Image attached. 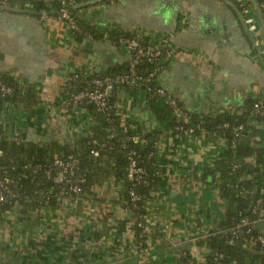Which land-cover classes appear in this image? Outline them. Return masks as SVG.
Listing matches in <instances>:
<instances>
[{"label":"crops","instance_id":"obj_1","mask_svg":"<svg viewBox=\"0 0 264 264\" xmlns=\"http://www.w3.org/2000/svg\"><path fill=\"white\" fill-rule=\"evenodd\" d=\"M71 1L72 8L82 5L76 11L93 37H77L57 19L58 0H10L0 10V76L18 92L15 101L2 105L1 139L49 148L74 147L89 138L99 128L94 112L67 105L64 87L75 71L99 75L128 62L130 54L114 42L117 34L132 33L153 49L177 50L156 83L190 115L240 117L246 105L264 102V42L254 8L258 47L234 0ZM113 94L155 150L159 182L145 201L152 222L149 251L137 255L123 187L106 176L76 201L60 193L53 206L4 214L0 264H180L178 250L206 236L222 217L217 176L229 154L223 137L173 135L149 111L142 91ZM252 115L247 125L258 131L261 147L264 123ZM208 169L215 173L211 178L205 177ZM196 254L203 262L204 250Z\"/></svg>","mask_w":264,"mask_h":264},{"label":"trees","instance_id":"obj_2","mask_svg":"<svg viewBox=\"0 0 264 264\" xmlns=\"http://www.w3.org/2000/svg\"><path fill=\"white\" fill-rule=\"evenodd\" d=\"M256 1L258 4H262L264 0ZM66 2L74 3L71 0ZM71 10L76 16V22L81 29L79 34L74 32L73 34L80 38L93 37V29L82 20L76 10L73 8ZM135 37L132 33L117 34L114 42L118 45L122 39H133ZM141 42L143 45L145 44L143 41ZM167 65L168 62L163 60V69ZM155 67L154 62L143 60L137 64L136 70L139 74L145 75ZM128 68L129 61L104 74L80 73L79 81L68 84L64 87V90L67 93L77 92L85 87L84 82L91 77L125 75ZM0 81L12 89L11 95H0L1 111L4 103L16 100L18 92L10 79L0 76ZM153 86H158V84L152 82L149 85L132 86L122 84L115 86L109 102L110 104L117 103L113 94L117 89H125L129 92L142 91L145 94V103L155 119L163 123L173 135H182L179 130L175 129V126L179 125L174 122L170 107L162 98L156 96L153 92ZM82 105H87V108L94 112L99 128H94L89 138L79 140L74 147L50 146L49 148H38L33 145L7 142L0 138V177L5 174L13 179L12 191L16 194L15 198L0 204V220L4 214L16 207L28 212L38 211L42 208V205L39 204L40 200H47L46 207L53 206L55 199L62 192L46 179L44 171L56 159L63 160L68 156H73L79 161V173L86 177L79 198L84 197L89 192L90 184L98 182L106 176L111 177L115 183H121L123 187L121 196L123 207L131 215L133 221L132 234L136 253L137 255L145 254L149 251L148 234L137 224L140 218L145 216L146 199L159 182L154 147L149 144L146 135H140L141 139L138 144L131 142L130 136L137 130V127L126 118L122 126L119 116L112 115L106 118L97 113L93 105L89 103ZM246 107L247 113L240 117L190 115V125L194 128L193 135L208 136L217 134L223 137L227 144L235 140L236 147L234 150L229 149L227 159L219 163L217 186L224 202L222 217L210 233L197 238L193 243L189 242L188 246L186 245L178 250L181 254L182 252L185 253L180 264H186V261L192 259L191 249H187L192 245L199 250H204L206 255L203 257L202 264H264V245L255 242L257 237L264 238V233L257 228L258 226H250L249 231H247L248 227H239L235 234L230 232L241 220L252 221L259 214L264 213V194H262L264 190V146H256L258 131L247 125L252 115L253 106L250 107V104H248ZM258 117L255 118L262 120V123H264V115ZM238 126H242V131L237 132L236 128ZM183 128L186 129L187 126L184 125ZM236 133H238L237 137H235ZM92 152H97L98 155L94 157ZM130 152H133L132 158L137 161L138 166L144 171V177L138 184H133L126 178L128 154ZM234 165L236 169H233ZM214 175L212 169L205 172L207 178ZM131 190L138 197L135 202L130 201L129 191ZM65 196L70 199L68 195ZM259 199L262 203L257 211L253 213L254 204ZM215 257H218L217 262Z\"/></svg>","mask_w":264,"mask_h":264},{"label":"built area","instance_id":"obj_3","mask_svg":"<svg viewBox=\"0 0 264 264\" xmlns=\"http://www.w3.org/2000/svg\"><path fill=\"white\" fill-rule=\"evenodd\" d=\"M235 4L239 8V11L244 19V24L246 26L247 32L252 35H255L254 38V46L258 47L259 40L257 37V26L255 22V18L252 15V5L249 0H234ZM8 0H0V10H3L7 6ZM73 3H69L66 1H62L59 4L57 19L64 21L69 29L74 33H80L81 29L76 22V16L72 12ZM263 7L262 4H259V7ZM260 7V8H261ZM118 46L123 47L126 52L130 54L129 59V68L128 72L125 75H116V76H102V77H91L87 81H85L81 90L77 92L70 93L69 102L67 105L71 107H78L81 104H91L94 106L95 111L105 116L106 118L110 116H119L121 119L122 126L124 125V119L126 118L120 108L116 104H110V94L113 91L115 86L128 84L132 86L137 85H149L152 82H156L157 77L163 71L162 62H169L176 54L177 50L172 46H163L159 48H150L146 45H143L138 38L133 39H122L119 41ZM261 56H264V49L260 52ZM154 62L156 67L148 74L142 75L139 74L136 70L137 64L141 61ZM162 60V61H160ZM80 73H85L81 70L75 71L70 74L69 81L67 83H75L79 81L81 76ZM84 76V75H83ZM66 85V86H67ZM153 92L156 96L162 98L170 107L172 117L174 118V122L179 126H175V129L179 130L183 135L192 134L194 128L190 125V114L186 112L176 100L170 97L163 89L158 86H153ZM12 93V89L0 81V95L1 96H9ZM253 111L256 116L264 115V102L255 103L253 105ZM186 125L187 128L184 129L183 126ZM226 126V125H225ZM126 129V128H125ZM237 132L242 131V126H238L236 128ZM142 134L137 130L132 133L130 136V140L133 144H138L140 142ZM238 136V133L235 134V137ZM1 138V137H0ZM236 147V141L233 140L228 144V148L230 150H234ZM92 154L97 156V152H92ZM1 155V151H0ZM133 152L128 154V166H127V180L133 184H138L142 178L144 177V171L141 167L138 166L137 161L132 158ZM233 169H236V166H233ZM79 161L77 158L73 156H68L66 159H56L53 161L51 166H49L45 171V177L47 180L51 181L52 184L60 189L62 193L68 195L71 200H77L82 192V186L86 182V177L83 174L79 173ZM14 181L9 176L3 174L0 177V204L6 202L11 198H15L16 194L12 191V186ZM42 191V190H41ZM43 192V191H42ZM42 194V193H40ZM264 194V190L262 191ZM130 201L135 202L138 197L131 190L129 191ZM45 197V196H41ZM261 200H257L254 204L252 212L255 213L257 209L261 205ZM39 204L42 205V208L46 207L47 200H40ZM264 223V213L259 214L252 221L241 220V222L234 227L230 232L232 234L236 233V230L239 227H248L247 231L250 230V226H257L258 224ZM138 227L142 228L143 231L148 234L152 226V222L149 218L142 216L137 224ZM197 238H193L189 242H194ZM255 242L264 245V238L257 237ZM229 244L231 243L228 242ZM197 249L192 245L191 249ZM142 255V254H141ZM182 256H185V253L182 252ZM197 255V254H196ZM220 257V256H219ZM217 258L215 257V261L217 262ZM186 264H202V261H198L195 257L186 261Z\"/></svg>","mask_w":264,"mask_h":264},{"label":"water","instance_id":"obj_4","mask_svg":"<svg viewBox=\"0 0 264 264\" xmlns=\"http://www.w3.org/2000/svg\"><path fill=\"white\" fill-rule=\"evenodd\" d=\"M58 1L62 2V1H66V0H58ZM249 1H250L251 5H252V8H254L255 11H256L257 21H258V23H259V26H260V29H261L262 38H263V42H264V22H263V19H262V14H261V11H260V8H259V4H258V2H257L256 0H249ZM81 7H82V5H81V4H78V5H75L73 8H74L75 10H78V9H80ZM7 9L9 10V8H6V10H7ZM239 16H241L242 21H243V23H244V19H243L241 13H239ZM245 28H246V26H245ZM248 33H249V32H248ZM250 36H251V35H250ZM85 52H86V53H89V54L92 53V52L89 51V50H86ZM89 58H90L91 60H93L92 57H89ZM96 71L98 72V68L96 69ZM257 228H258L261 232L264 233V223L259 224ZM191 254H192V257H195V256H196V249H195V248H193V249L191 250Z\"/></svg>","mask_w":264,"mask_h":264}]
</instances>
